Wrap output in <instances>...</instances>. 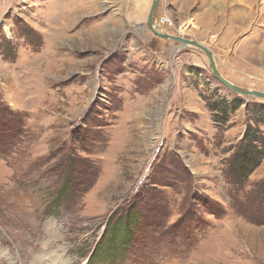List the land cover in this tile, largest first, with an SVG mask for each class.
I'll return each mask as SVG.
<instances>
[{"label": "rangeland", "instance_id": "1", "mask_svg": "<svg viewBox=\"0 0 264 264\" xmlns=\"http://www.w3.org/2000/svg\"><path fill=\"white\" fill-rule=\"evenodd\" d=\"M141 3L0 0V264H264V157L242 154L264 100L130 22ZM156 23L264 93V0H161Z\"/></svg>", "mask_w": 264, "mask_h": 264}, {"label": "trees", "instance_id": "2", "mask_svg": "<svg viewBox=\"0 0 264 264\" xmlns=\"http://www.w3.org/2000/svg\"><path fill=\"white\" fill-rule=\"evenodd\" d=\"M240 101H237L235 103V101L231 104V108L232 110L236 111L240 108ZM253 128H249L248 131L245 134V137L243 139V142L245 144V148L246 150L243 151V157L245 160V163H243V168L247 169V168H252L259 159H261L262 157H264V150L260 148V146H264V137L263 136H258L256 135V132H253L252 130ZM260 145V146H258ZM72 188L70 186L69 182H66L61 191L59 192V196L61 197V200H63V197L67 196L66 198H68L69 196H71L68 192L71 191ZM130 223L127 222L126 225H122V224H118L116 228H114L113 230L107 231L109 232L108 236L109 239H107L108 241L105 243V247L107 248H112V244L116 241L122 240V246H129L132 244V241L134 240V235L136 234V232L133 231L132 226L129 225ZM115 227V226H114ZM117 243V242H116ZM103 250V249H102ZM96 252H95V256H96ZM103 256H105V258L107 259H102L100 262L102 261H111V260H116L118 255H114V254H109V253H103ZM93 258V257H92ZM96 258V257H95Z\"/></svg>", "mask_w": 264, "mask_h": 264}, {"label": "water", "instance_id": "3", "mask_svg": "<svg viewBox=\"0 0 264 264\" xmlns=\"http://www.w3.org/2000/svg\"><path fill=\"white\" fill-rule=\"evenodd\" d=\"M161 3V0H154L148 19H147V28L148 30L157 36L158 38L165 40V41H175L178 43H181L185 47H194L196 49H199L202 51L209 59L210 66L212 69L213 77L220 82L224 87H226L228 90H230L232 93L243 96V97H248V98H259L264 100V93L260 91H251V90H246L244 88L238 87L227 81L222 75L220 74L219 70L217 69L216 63H215V58L213 53L203 44L194 41V40H189L185 39L179 36H174L171 34L167 33H161L157 31L156 28V20H157V15H158V10H159V5Z\"/></svg>", "mask_w": 264, "mask_h": 264}, {"label": "crops", "instance_id": "4", "mask_svg": "<svg viewBox=\"0 0 264 264\" xmlns=\"http://www.w3.org/2000/svg\"><path fill=\"white\" fill-rule=\"evenodd\" d=\"M149 14V12H148ZM146 13V8L145 6L141 4H137L135 7H134V13L132 12L131 15L128 16V20L130 22H135L136 24H144L147 22V19H148V15Z\"/></svg>", "mask_w": 264, "mask_h": 264}, {"label": "bare ground", "instance_id": "5", "mask_svg": "<svg viewBox=\"0 0 264 264\" xmlns=\"http://www.w3.org/2000/svg\"><path fill=\"white\" fill-rule=\"evenodd\" d=\"M154 1V0H153ZM152 7V6H151ZM151 10V9H150ZM150 13V12H149ZM157 21V20H156ZM156 29V28H155ZM157 30V29H156ZM223 77V76H222ZM247 243V242H246Z\"/></svg>", "mask_w": 264, "mask_h": 264}]
</instances>
